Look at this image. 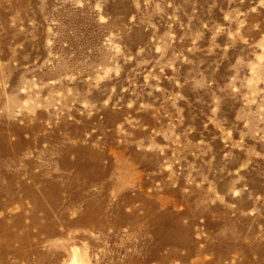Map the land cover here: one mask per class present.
<instances>
[{
  "label": "rangeland",
  "instance_id": "1",
  "mask_svg": "<svg viewBox=\"0 0 264 264\" xmlns=\"http://www.w3.org/2000/svg\"><path fill=\"white\" fill-rule=\"evenodd\" d=\"M264 264V0H0V264Z\"/></svg>",
  "mask_w": 264,
  "mask_h": 264
},
{
  "label": "bare ground",
  "instance_id": "2",
  "mask_svg": "<svg viewBox=\"0 0 264 264\" xmlns=\"http://www.w3.org/2000/svg\"><path fill=\"white\" fill-rule=\"evenodd\" d=\"M83 260H82V258H80V260L79 261H75L73 264H83Z\"/></svg>",
  "mask_w": 264,
  "mask_h": 264
}]
</instances>
